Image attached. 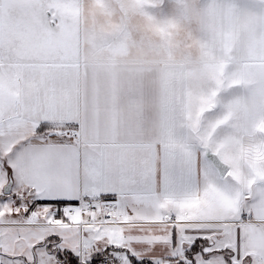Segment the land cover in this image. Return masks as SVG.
Instances as JSON below:
<instances>
[{
	"label": "snow or ice",
	"instance_id": "snow-or-ice-1",
	"mask_svg": "<svg viewBox=\"0 0 264 264\" xmlns=\"http://www.w3.org/2000/svg\"><path fill=\"white\" fill-rule=\"evenodd\" d=\"M90 2L0 0V264H264V0Z\"/></svg>",
	"mask_w": 264,
	"mask_h": 264
},
{
	"label": "crops",
	"instance_id": "crops-1",
	"mask_svg": "<svg viewBox=\"0 0 264 264\" xmlns=\"http://www.w3.org/2000/svg\"><path fill=\"white\" fill-rule=\"evenodd\" d=\"M97 11V12H96ZM110 15L111 18H104ZM128 22L131 27V34L128 37V46L123 56V59L132 65L133 62L140 60H149L157 58L160 52L156 45L159 41V33L155 27V23L147 17L140 15L135 9L129 11ZM85 31L91 33L92 31H111L119 23V14H112L108 9H95L93 5L85 12ZM186 34V28L183 29V34L179 37L175 47V58L179 59L186 49L183 46ZM176 40H173V43ZM86 50L94 51V46L90 41L86 43ZM101 55H108L109 50L105 49L100 53Z\"/></svg>",
	"mask_w": 264,
	"mask_h": 264
},
{
	"label": "rangeland",
	"instance_id": "rangeland-1",
	"mask_svg": "<svg viewBox=\"0 0 264 264\" xmlns=\"http://www.w3.org/2000/svg\"><path fill=\"white\" fill-rule=\"evenodd\" d=\"M90 5H93L96 10L97 9H108V5L105 3V0H91ZM133 9H135V8L130 7V10H133ZM104 18H111V16L106 15V16H104ZM184 28L185 27L178 25L172 34V40H176V41H174L175 47H176L177 40H179V37H181L183 34Z\"/></svg>",
	"mask_w": 264,
	"mask_h": 264
}]
</instances>
